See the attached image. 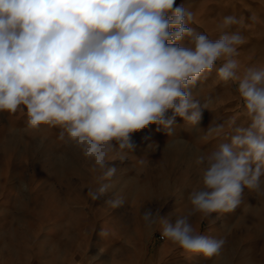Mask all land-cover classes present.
Masks as SVG:
<instances>
[{
  "label": "clouds",
  "instance_id": "1",
  "mask_svg": "<svg viewBox=\"0 0 264 264\" xmlns=\"http://www.w3.org/2000/svg\"><path fill=\"white\" fill-rule=\"evenodd\" d=\"M192 22L193 12L176 0H0V112L26 110L30 129L60 128L59 140L100 173L87 192L95 201L117 173L109 162L134 149L132 133L156 124L172 135L176 117L200 123L209 101L192 89L221 61L217 76L237 83L248 126L232 121L228 142L195 156L199 186L189 191L184 214L174 221L161 209L142 214L147 230L159 226L184 253L212 258L226 240L199 234L192 218L235 212L245 188L264 191V68L241 74L238 49L247 39L230 29L242 17L224 16L217 39ZM224 132L216 123L206 134ZM104 202L119 208L125 199L113 193Z\"/></svg>",
  "mask_w": 264,
  "mask_h": 264
},
{
  "label": "rangeland",
  "instance_id": "2",
  "mask_svg": "<svg viewBox=\"0 0 264 264\" xmlns=\"http://www.w3.org/2000/svg\"><path fill=\"white\" fill-rule=\"evenodd\" d=\"M176 4L193 12L189 27L210 39L219 37L224 16L242 17L244 24L230 29L247 39L238 49L241 74L249 66L264 68V0H176ZM253 14L258 17L255 23L250 20ZM221 63L217 61L192 89L195 99L209 101L200 123L193 126L176 117L172 135L156 124L132 133L134 149L122 160L109 162L117 173L106 181L111 184L109 192L95 201L87 192L97 187L100 173L90 170L75 146L59 140L60 128L30 129L26 110L0 112V264H70L78 255L153 256L159 264H264V191L245 188L235 212L213 213L203 221L198 215L192 218L199 234L226 240L217 257L184 253L160 237L159 226L149 231L142 220L148 208L161 209V215L173 221L184 214L190 207L189 191L199 186L195 156L228 142L232 121L248 126L237 83H225L217 76ZM216 123L225 125L224 134L207 135ZM113 193L124 197L122 207L105 204Z\"/></svg>",
  "mask_w": 264,
  "mask_h": 264
},
{
  "label": "crops",
  "instance_id": "3",
  "mask_svg": "<svg viewBox=\"0 0 264 264\" xmlns=\"http://www.w3.org/2000/svg\"><path fill=\"white\" fill-rule=\"evenodd\" d=\"M153 256L143 258H124L121 256L78 255L72 258L70 264H159Z\"/></svg>",
  "mask_w": 264,
  "mask_h": 264
},
{
  "label": "bare ground",
  "instance_id": "4",
  "mask_svg": "<svg viewBox=\"0 0 264 264\" xmlns=\"http://www.w3.org/2000/svg\"><path fill=\"white\" fill-rule=\"evenodd\" d=\"M76 149V148H75ZM77 150V149H76ZM65 160V159H64ZM63 162V161H62ZM66 162V161H65ZM262 216H264V215H262ZM260 218V217H259Z\"/></svg>",
  "mask_w": 264,
  "mask_h": 264
},
{
  "label": "built area",
  "instance_id": "5",
  "mask_svg": "<svg viewBox=\"0 0 264 264\" xmlns=\"http://www.w3.org/2000/svg\"><path fill=\"white\" fill-rule=\"evenodd\" d=\"M160 237L163 238L162 235H160Z\"/></svg>",
  "mask_w": 264,
  "mask_h": 264
}]
</instances>
